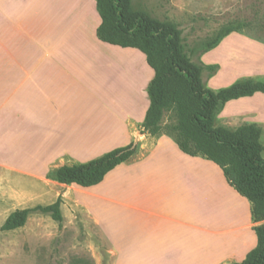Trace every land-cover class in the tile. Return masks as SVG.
<instances>
[{
    "label": "crops",
    "instance_id": "0c3cea01",
    "mask_svg": "<svg viewBox=\"0 0 264 264\" xmlns=\"http://www.w3.org/2000/svg\"><path fill=\"white\" fill-rule=\"evenodd\" d=\"M11 1L23 7L30 0ZM141 1L132 0L134 10L144 9ZM213 1L209 13H216ZM48 2L41 12L48 22L41 30L17 25L10 34L0 29L1 166L25 178L47 179L54 168L91 160L104 146L120 148L121 141L130 139L139 149L99 185L80 188L47 179V185L32 189L23 183L18 194L46 192L43 200L49 201L42 206L61 197L64 218L84 211L110 239L113 264L243 262L257 246L256 228L264 224L253 220L251 202L227 182L219 166L185 155L173 136L141 133L143 123L134 118L147 104L144 97H137L139 103L127 89L120 91L119 83L111 91L104 86L89 91L98 68L85 67L104 65L107 51L97 37L101 19L96 1ZM196 2L177 0V6L190 11L194 3L197 8ZM26 36L34 43L26 46ZM228 38L242 47L264 50V42L248 36L236 33L224 41ZM126 94L131 106L120 123L114 106ZM242 99L250 109L240 126L259 125L262 143L264 94ZM222 119L230 120L229 114L222 111L216 122ZM3 211L0 208V221L5 223L13 212L5 217Z\"/></svg>",
    "mask_w": 264,
    "mask_h": 264
},
{
    "label": "rangeland",
    "instance_id": "374dc122",
    "mask_svg": "<svg viewBox=\"0 0 264 264\" xmlns=\"http://www.w3.org/2000/svg\"><path fill=\"white\" fill-rule=\"evenodd\" d=\"M48 1L30 0L23 7H17V1H11L10 4L9 0H0V29L9 30L10 34L16 32L17 25H23L31 31L41 30L46 26L45 21L48 22L44 13H41L45 12L43 7L48 5ZM211 2L214 1L198 0L197 8L194 3V8L190 11L181 10L177 6V0H142L140 4L143 10L146 8L156 18L174 21L182 28L184 50L186 53L194 51L193 60L204 67L203 80L206 87L218 91L247 79L264 81V50L261 48L242 47L233 43V38H228L213 50H208L205 46L208 39L231 25H243L238 34L264 42V0H216V13L208 12ZM24 42L26 46L34 43L27 36ZM104 45L107 47L104 65L99 67L91 63L85 67L86 71L98 68L94 85L89 84V91L102 86L111 91L118 88L119 83L123 88L120 91L127 89L139 103L141 95L145 98L147 107H139L134 120L143 123L149 105L148 87L154 78V71L141 51ZM112 99L113 97L106 98L107 101ZM118 101L114 106V116H118L119 122L123 123L127 115L126 109L131 105L127 94L126 97L120 95ZM249 106L248 101L243 99L228 102L223 112L229 114L230 120H217L216 126L237 129L242 124L243 113L250 109ZM119 122L117 124L120 125ZM163 124L162 132L166 133L165 127L175 124L173 113L165 116ZM140 132L143 133V128H140ZM120 144L128 146L130 139L123 140ZM262 144L264 145V135ZM114 149L104 146L103 153L99 149L91 160ZM91 160H79L75 164ZM1 164L0 161V208L4 210V216L18 209L42 206L41 204L49 201L43 200V196L47 197L46 192L44 195L35 192L18 194L23 183L26 189H32L33 186L47 185L48 178H25L16 170L6 169ZM3 221H0V264L114 263L110 239L84 211L72 212L61 224L48 215L34 213L23 228L9 232L1 231Z\"/></svg>",
    "mask_w": 264,
    "mask_h": 264
},
{
    "label": "trees",
    "instance_id": "16d2710c",
    "mask_svg": "<svg viewBox=\"0 0 264 264\" xmlns=\"http://www.w3.org/2000/svg\"><path fill=\"white\" fill-rule=\"evenodd\" d=\"M95 1L101 19L98 39L111 46L141 51L154 71L148 87L150 105L142 124L143 133L151 136L164 133V118L173 113L175 124L165 127L166 134L174 137L185 155L201 156L219 166L227 182L251 202L253 220L264 222L262 128L257 124H243L235 130L216 126V118L228 102L264 94V81L247 79L214 91L204 84V67L193 60L195 52H185L183 31L177 25L155 19L146 11L134 10L132 0ZM242 27L223 28L207 40L206 48H217ZM138 149L139 144L132 142L86 163L54 168L47 178L67 186L90 188L132 159ZM62 203L60 197L48 206L16 210L6 219L1 231L23 228L34 213L48 215L61 224ZM256 235V248L243 262L233 264H264V224L256 228Z\"/></svg>",
    "mask_w": 264,
    "mask_h": 264
}]
</instances>
